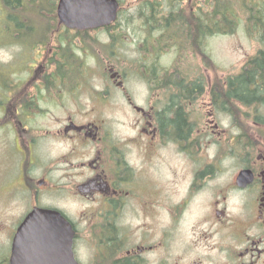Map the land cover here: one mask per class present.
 I'll return each instance as SVG.
<instances>
[{
    "label": "flooded vegetation",
    "instance_id": "obj_1",
    "mask_svg": "<svg viewBox=\"0 0 264 264\" xmlns=\"http://www.w3.org/2000/svg\"><path fill=\"white\" fill-rule=\"evenodd\" d=\"M158 1L129 77L121 60L92 52L104 53L96 46L113 26L84 31L106 35L80 45L94 60L86 71L66 38L79 31L23 20L24 0H0V196L20 208L14 228L0 226V264H11L14 242L16 264H71L68 237L54 230L15 239L35 208L67 219L76 264H264V0H228L225 36L247 48L222 74L198 64L215 37V0ZM130 78L145 89L141 104Z\"/></svg>",
    "mask_w": 264,
    "mask_h": 264
},
{
    "label": "rangeland",
    "instance_id": "obj_2",
    "mask_svg": "<svg viewBox=\"0 0 264 264\" xmlns=\"http://www.w3.org/2000/svg\"><path fill=\"white\" fill-rule=\"evenodd\" d=\"M52 1L53 0H24V3L29 5L30 10L25 9L24 7L23 14H22L23 20H26V21L53 20L54 18V14H52L53 12L47 10L46 8H43V9L40 8L41 6H47V4ZM202 1L203 0H200L199 3L202 4L203 3ZM123 2L125 6L123 9L124 13L122 12L123 15L121 14L120 16V22L115 23V25L113 26L114 37L113 38L110 37L111 40L108 43H106L107 44L106 47L102 44L96 46V48L101 49V51H104V53L101 52L99 54L95 51L93 52V54H98L99 57L103 58L104 60H106L105 58L107 59L110 58L111 60L114 59L112 62H116V59L118 58L119 60H121V62L116 63V66L118 68H122L125 71H127L129 73V77H133L137 75L138 73L140 74V72L138 68L137 69L135 68L134 71L131 70L129 62L131 58H133L134 47H135L136 42L140 43L142 39H144L145 37H148L147 31L150 30L151 19H149V15H146L147 17L146 21L143 18L142 19L139 18V15H137L138 8H139L138 0H124ZM204 4L207 5L206 2H204ZM32 6H37L38 9L32 10L31 9ZM161 14L162 13H160V16ZM202 14H205V18H206L207 13H202ZM12 15L16 16L15 13H12ZM124 17H126L127 20L124 19ZM1 19H2V13L0 11V20ZM173 23H171V25H168L166 29L170 30L171 28H176L177 24L173 25ZM155 26H158V24H156ZM222 27L227 28L225 26H222ZM153 30H155V28H153ZM115 32L117 33L115 34ZM119 33H122L123 36H119L118 35ZM157 34L158 32L155 31L153 33V36L156 37ZM73 35H74L73 33L69 32L68 34H66V38H70ZM91 37L94 38V40L96 38H99L101 42L103 43L106 42V35L104 34H100V33L91 34ZM118 39L122 40V42L119 43L121 45V49L119 51L115 50L116 49L114 47L115 45L114 46L112 45L114 43H117ZM72 43L74 45L73 52L76 54L77 58L80 61H82L83 64H85V67H84L85 70L86 71L90 70V67L93 66L94 64V60L91 57H89L92 55L88 53L89 55L87 54V56H84L83 54L79 53L78 50H79L80 45L77 39H75ZM209 44H210V48L209 50H207L209 54H206V56L209 57V61H207L205 65L206 66L213 65V69L219 70V74H222L221 72L225 71L228 68H238L240 61H241L240 46L247 48V44L243 42V39L241 38L230 39L226 37L225 34L215 35V37L211 39V41H209ZM94 45L95 43H92V46ZM115 51H117V53L115 55H112V53H114ZM3 54H4V48H0V58L1 59H4ZM172 56H173V53L168 54L167 55L168 59L165 60V62L168 63L169 60L172 58ZM204 58L205 57H203V59ZM201 61L202 60L198 62V64H200L199 66L200 68H202L203 66ZM185 67L191 68L192 66L189 64L188 65L185 64ZM207 68H212V67H207ZM108 82L110 83L109 79H108ZM100 84H103L100 82V80L87 77V81H86L87 86L100 85ZM127 85H128L130 92L133 94L135 102L138 104H141L146 97L144 87L141 86L140 84H137V82H135L132 78L129 79ZM95 90H98V89H95ZM113 100L116 101L117 98H113ZM106 116L114 118V117H120L122 115L120 113L112 111L111 109H108ZM224 123L226 125H229V122L227 123V121H224ZM231 133H237V130L232 128ZM166 153H168V164L175 165L178 163L175 157L169 151H167ZM45 202H46V198L42 200V203H45ZM6 203L7 202H5L0 196V226L3 225V227L5 226V228L7 229L14 228L16 226V221L14 219L18 217L17 215L20 212V208L12 209L11 207H8ZM56 206L64 207L65 205L56 204ZM81 208L82 207L80 204H71V205L65 206L64 211L66 212L68 211L70 213H76V212H79ZM3 253H4V249L0 245V255Z\"/></svg>",
    "mask_w": 264,
    "mask_h": 264
},
{
    "label": "water",
    "instance_id": "obj_3",
    "mask_svg": "<svg viewBox=\"0 0 264 264\" xmlns=\"http://www.w3.org/2000/svg\"><path fill=\"white\" fill-rule=\"evenodd\" d=\"M119 3L117 0H59L56 10L58 23L71 30H92L107 27L117 18ZM26 230H54L60 236H67L68 241L64 245L65 260L76 264L71 252L72 235L71 226L58 211L46 209H33L18 227L15 239L26 233ZM14 242L11 255V264L15 263L17 247ZM30 264H42L35 259Z\"/></svg>",
    "mask_w": 264,
    "mask_h": 264
},
{
    "label": "trees",
    "instance_id": "obj_4",
    "mask_svg": "<svg viewBox=\"0 0 264 264\" xmlns=\"http://www.w3.org/2000/svg\"><path fill=\"white\" fill-rule=\"evenodd\" d=\"M119 1V4H120V10H119V17L117 19V22H120V16L122 14V12L124 13L123 9H124V0H118ZM205 2L208 4V0H205ZM138 3H139V8H138V14L139 15V18L140 19H144L145 21L147 20V17L146 15H149V19H151V22L153 23L152 25L155 26L157 24V20L159 21L160 18H157V17H152L153 14H159L161 12H151V6H154V5H158V4H162L164 2L162 1H158V0H138ZM166 4H179L180 1L179 0H167L165 2ZM228 0H215V13H216V21H217V26H216V29H215V35H223L226 33L227 31V28H224L222 26L225 19H226V8L228 6ZM171 13L170 15H173L175 17V15H178V14H183L185 13V11L183 10H179V11H171L169 12ZM54 14V18L53 20L56 21V16H55V11H53ZM123 15V14H122ZM146 17V18H145ZM173 18L172 16H170L168 19H171ZM124 19L127 20L126 17H124ZM157 19V20H156ZM176 19H181V18H176ZM130 20V19H129ZM202 20V19H201ZM220 24V25H219ZM222 25V26H221ZM114 33L111 34V37L113 38ZM119 36H123L122 33H119L118 34ZM75 39H78V42H79V45H81L82 47H89L90 49L92 48V43L95 42L94 38H92L88 33L87 34H84L83 33H79V32H76L74 33L73 36H71L70 38H67L68 43H69V46H70V50L71 52L73 53V48H74V45H73V41ZM88 42V45H86V43ZM58 44V42H57ZM60 44H58L57 46H59ZM94 52V51H92ZM58 60H56V62L58 63ZM207 61H209V57L206 56L204 59H202L201 63L204 67H212L213 68V65H210V66H206L205 63H207Z\"/></svg>",
    "mask_w": 264,
    "mask_h": 264
}]
</instances>
